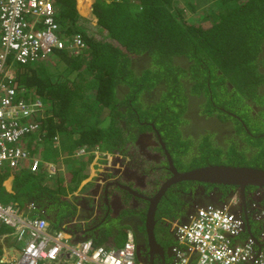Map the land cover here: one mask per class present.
I'll use <instances>...</instances> for the list:
<instances>
[{"label": "trees", "instance_id": "trees-1", "mask_svg": "<svg viewBox=\"0 0 264 264\" xmlns=\"http://www.w3.org/2000/svg\"><path fill=\"white\" fill-rule=\"evenodd\" d=\"M182 1H187L191 13H185L178 0H94L93 23L84 18L83 4L75 9L74 0H52L58 36L67 43L78 33L85 48L73 56L65 46L28 67L13 66L16 82L43 101L37 118L41 142L37 134L27 140L32 155L42 145L45 158H55L56 151H50L48 145L54 136L64 153L72 154L80 146L118 151L126 141L135 139L134 128L142 131L154 119L179 167L211 163L264 169V88L260 86L264 74L259 71L264 67V0ZM186 89L204 93L199 104L203 111L221 107L237 115L233 118L218 111L220 119L233 120L243 145L231 140L225 146L213 145L210 138L214 134L208 131L197 140L184 136L179 127L185 124L181 116L187 107ZM246 90V97L237 96V91ZM165 101L183 103L174 115L177 123L173 127L160 125L171 114ZM203 145L208 149L201 152L198 147ZM123 152L127 154L126 149ZM181 155L186 157L183 162L178 159ZM91 159H72L75 172L66 187L60 178L53 186L42 185V176L31 173L25 161L13 170V194L2 185L10 172L0 168V203L33 201L39 210L53 204L58 212L50 215L45 210L43 216L59 230L76 213L68 194L85 178L82 169ZM100 181L98 175H92L85 186H97ZM178 194L162 199V213L173 209L171 203L180 199ZM259 203L264 206V198ZM253 223L249 220L250 232L257 238L259 231ZM114 228L121 234L129 229L112 220L93 242L102 244ZM11 232L10 227L0 225V236ZM167 241L177 245L176 240Z\"/></svg>", "mask_w": 264, "mask_h": 264}, {"label": "built area", "instance_id": "built-area-1", "mask_svg": "<svg viewBox=\"0 0 264 264\" xmlns=\"http://www.w3.org/2000/svg\"><path fill=\"white\" fill-rule=\"evenodd\" d=\"M54 15L52 0H0V168L7 166L12 170L27 161L31 172L46 169L48 175L55 176L60 171L29 151L27 140L34 134L40 136L38 141L42 138L37 121L41 103L30 104L19 99L25 90L11 87L13 75L4 70L9 56L21 62H33L52 45L66 46L74 55L84 48L80 35H74L67 43L54 36L57 29ZM51 146L60 147L58 136L52 138ZM88 154V148L80 146L74 149L72 158ZM91 154L95 160L104 161L99 165L100 170L108 167L107 153L95 150ZM230 203L236 204L237 197L233 196ZM27 208L25 211L17 204H0V223L12 229L16 241H24L20 258L9 263L138 264L131 232H127L120 247L96 245L91 238L74 243L63 231L66 226L52 232L48 222L40 218L35 203L30 202ZM193 211L190 220L176 229L177 245L172 247V262L167 264H264V209H256V213L249 211L253 219L261 222L257 238L246 234L240 210L230 212L228 208L195 203Z\"/></svg>", "mask_w": 264, "mask_h": 264}, {"label": "flooded vegetation", "instance_id": "flooded-vegetation-1", "mask_svg": "<svg viewBox=\"0 0 264 264\" xmlns=\"http://www.w3.org/2000/svg\"><path fill=\"white\" fill-rule=\"evenodd\" d=\"M259 71L264 74V67L261 66ZM260 86L264 88V82ZM231 87L232 86H230V89ZM185 94L187 97V107L181 116L185 124L179 127L184 136H192L197 140L201 136L207 134L208 131L214 134V136L210 138L213 145L225 146L229 140L238 143L240 146L243 145L242 136L237 133L233 120L231 118L225 120L220 119L219 112L230 115L233 118H238L237 115L231 112L230 114L221 107H216L214 111L205 112L199 105L202 98H204L203 92L196 94L186 89ZM250 103L252 106H255L252 102ZM254 110H256V107H254ZM146 124H148V128L142 131H139L138 128H134L132 132L136 135L135 139L126 141L122 148L123 151L126 149L128 154L130 150L127 145L132 141L137 148V154L134 156L129 154L131 158L126 162H122L121 168L114 170L105 169V172L100 174L101 181L98 185L90 186L86 191L87 195L78 200L75 199L74 203L77 208H81L82 213L88 214L87 207L93 205L91 196L95 195L97 191H100V194L102 193L97 203L98 207L103 205L107 200V195L111 196V202L114 206L116 204L118 205V198L123 200L124 204H120H122L126 213L121 215V218L117 219L116 223H124L129 227L128 231L132 233L136 249L138 248L139 250L138 254L136 252V260L141 264H163L162 256L163 258L165 255L168 256L173 247V245L168 244L169 241L167 240L176 239V229L179 225L183 224V219L190 220L193 215V205L195 203L201 205L210 204L219 208L231 199L229 195L236 192L237 188L198 182L189 184H180L181 182H177L171 184L166 188L165 195L162 196L157 206L156 213L159 215L155 213L156 223L154 225V242L156 245L152 244V242L148 240L144 227V211L148 206L145 197L151 196L153 192H156L161 185L172 177L167 171L169 160H171L173 166H175L178 171L185 170V167H179L177 165L171 153L172 146H168L167 141L159 133L161 130L158 129L155 120L151 119ZM122 125L124 128V124ZM222 149L225 151L224 148ZM178 159L180 162H183L186 160V157L181 155ZM145 163H149L148 168H146ZM208 164L211 163H207V165ZM189 168L192 167L188 166L187 169ZM149 175H156V179L154 177L148 178ZM128 189L132 190L134 193ZM262 191L263 190L252 187L244 191L246 209H248V205L254 198H256L258 202V206H261L259 202L263 195ZM177 192H179L178 197L180 199L171 203L173 209L162 213L164 209V206H161L162 199L172 196ZM172 197L177 198L176 195ZM237 208V206L233 207V209ZM189 213H191V215L187 218ZM99 221L100 220H97L89 224L90 226H88V229H92L91 233L100 225ZM254 223H256V226L261 224L256 218H254ZM117 229L118 228H114V231ZM118 230V233L121 234V230ZM91 233L88 234L90 235ZM163 240L167 243L166 246L163 244Z\"/></svg>", "mask_w": 264, "mask_h": 264}, {"label": "crops", "instance_id": "crops-1", "mask_svg": "<svg viewBox=\"0 0 264 264\" xmlns=\"http://www.w3.org/2000/svg\"><path fill=\"white\" fill-rule=\"evenodd\" d=\"M48 145L50 146L49 147L50 151H54V150L56 151L57 155L55 158H53L50 155L48 156V158H45V156H44L45 149L42 147V145L37 149V151L32 156L36 157V158H41V159L47 161L48 163L54 164L57 167V169H60L59 173H57L55 176H53V175L50 176L46 173L47 172L46 169H42V171L31 172L30 163L28 162V164H29L28 168H29L30 172L34 173L36 175L38 174V175L42 176V180L40 181L42 185L53 186L54 183H56V181L60 178L62 180L63 187L69 186L70 180L73 177L74 172H75V167H73L71 164L72 154L70 153V151L68 153L62 152L61 147L53 148L50 144H48ZM98 149L103 152V149H101V148H98ZM118 151H120V154H122L123 157H126L125 156L126 154H124L122 149H119ZM89 156H93V155L91 153H89L88 155L84 156L83 158H87ZM115 158L117 160H115ZM120 160H121V156H119V157L109 156L108 162L112 161L113 165L109 164V166L105 169H108L109 167H111L112 170L117 169V168H121L122 163ZM128 160H129V158L126 157L122 161L126 162ZM98 161H100V163L104 162L100 159ZM98 161H97V159L95 160V158L93 156V161L89 162L85 169H82V170H84L82 173H85L86 176L82 181H80V183H79V185L75 191L79 192V190H80L83 193V195L86 196L87 195L86 191L89 188H88V186H85V185L92 180V175H98L100 177V174L105 172L104 171L105 169L104 170L99 169L100 163ZM5 169L7 171H9L10 173H9V176L3 181L2 185L4 186L5 190L8 193L13 194L14 193L13 186H12L13 174H14L13 170H15L17 168L10 170V168L6 166ZM75 191L73 192V195L78 194ZM82 193L76 197H78L79 199L82 198ZM71 194H68V195L70 196ZM101 195H102V193L100 194V191H97L95 195L91 196L92 201H93V205L92 206L89 205L87 207L88 214L82 213L81 208L76 207L77 208L76 213L72 218V223H70L71 225L68 227L69 230L71 231V233H73L74 238L76 235L80 236V232L82 230L87 229L88 226H90L89 224L91 222L93 223V222H96L97 220H100L99 221L100 225L94 229L95 231L93 233H91L92 232V230H91V232H90L91 234L88 237H90L91 239L98 238V237L100 238V236L103 235V232L106 228V224L108 226L110 224V221H112V220L117 221V219L121 218L120 217L121 215H124V213H126V210L123 209V207H122V204H124V201L121 200L120 198H118L119 203H118V205L116 204L114 206V204L111 202L112 198L110 195H107V203L104 202L103 205L98 207L97 203H98L99 197ZM30 202H33V201H28L23 205H20L16 202H11V203L2 204V205H12V204L16 205L17 204L19 206V208L27 211L28 210L27 206ZM120 203H122V204H120ZM45 210L49 211L50 215H54L56 212H58L59 207H55L53 204H51V205L47 204L45 207ZM56 217H57V220H60V218H61L58 215ZM46 220H47V218H46ZM60 224L61 223H59V226H60ZM0 225L2 226L1 223H0ZM63 226H65V225L63 224L61 227H63ZM111 227H114V226H112V224H111ZM255 228L259 231V229L262 228V226L259 225V226H256ZM50 229L52 232L57 231L51 225H50ZM118 232H119L118 229L115 231L113 229L109 235H106V238L103 240L102 244H99V245L104 246V247H108V248L120 247L124 242L125 233L119 234ZM250 234L252 235V232H250ZM258 234H259V232H257V235ZM15 237L16 236L12 235V233H8V234L0 237V251H2L1 262H4V260L8 259L9 257H11L13 255V250H14V247L16 246L15 245V241H16ZM175 240L173 238V241H175ZM172 259H173V257L171 255V253L168 256L167 255L164 256V260L166 263L172 262Z\"/></svg>", "mask_w": 264, "mask_h": 264}, {"label": "water", "instance_id": "water-1", "mask_svg": "<svg viewBox=\"0 0 264 264\" xmlns=\"http://www.w3.org/2000/svg\"><path fill=\"white\" fill-rule=\"evenodd\" d=\"M167 171L172 176L169 180H167L163 185H161L156 192L149 197H145L146 202L148 203L147 209L144 211V227L148 237V240L152 242V244L156 245L154 242L155 234H154V225L156 223L155 213L157 210V206L162 196L165 195L166 188L169 187L173 183L177 182H198L210 185H222V186H233L237 191L231 193L230 198L233 196L237 197V203L231 204L230 200L222 205L219 208H228L230 212L235 210H240L244 215V221L246 224V233L250 234V226L249 220H253L252 215L249 213L250 210L254 211L257 209H264V206H258V202L256 198H254L251 203L248 205V209L245 206V194L247 188L252 187L262 191V198H264V169L259 167H251V166H240V165H224V164H208L205 166L195 167L185 169L183 171H178L175 166H173L171 160L167 165ZM124 188V187H123ZM130 190V189H128ZM132 191V190H130ZM132 193H134L132 191ZM107 203V202H105ZM234 206H237V209H233ZM217 208V207H215ZM248 210V211H247ZM42 212H45V208L42 209ZM194 212V211H193ZM256 213V212H255ZM249 214V216H248ZM191 215L188 214L187 218ZM162 220V219H161ZM188 220L183 219L182 223H186ZM65 232L72 235L67 229L63 228ZM92 229H84L80 232V236H75L74 243L80 242L83 239L88 238V233L91 232ZM251 235V234H250ZM254 239V238H253ZM258 243V242H255ZM163 244L166 246V242L163 240ZM258 245V244H257ZM259 246V245H258ZM138 254L139 250L136 249ZM163 264L165 260L162 256ZM147 264V263H144Z\"/></svg>", "mask_w": 264, "mask_h": 264}, {"label": "clouds", "instance_id": "clouds-1", "mask_svg": "<svg viewBox=\"0 0 264 264\" xmlns=\"http://www.w3.org/2000/svg\"><path fill=\"white\" fill-rule=\"evenodd\" d=\"M93 2H94V0H92L91 1V3H90V6H89V4L86 6V14L85 13H83L84 14V17L85 18H88L89 20H92V22L94 23V21H95V19L91 16V10H92V8H91V6H92V4H93ZM86 15V16H85ZM90 17V18H89ZM1 29H2V19L0 18V31H1ZM57 32V29L55 30V32H54V36L56 37V38H61L60 36H58V34L56 33ZM74 35H79L78 33H74L72 36H70L69 38H70V40L72 39V37L74 36ZM81 37V36H80ZM62 39V38H61ZM67 39V38H66ZM81 39H82V37H81ZM63 40V39H62ZM82 41H83V43H84V40L82 39ZM45 44V43H44ZM84 48H85V43H84ZM84 48L78 53V54H76V55H79L80 53H82V51L84 50ZM60 50H63V48H57L56 46H54V45H52L51 47H50V49H49V51H45V53L44 54H41L39 57H37V59H44V58H49L50 56H53V54H54V52H56V51H60ZM69 53H70V51H69ZM70 55H73V56H76V55H74V54H71L70 53ZM36 59V60H37ZM35 60V61H36ZM35 61H33V62H21V61H19V60H15V59H13V57L12 56H9L8 57V59H7V61H6V63H5V68H4V70L6 71V72H8V73H11L12 75H13V79L11 80V84H10V86L11 87H15L16 89H18V90H20V89H24L25 91L21 94V97L19 98V99H22V100H25V102L26 103H33V102H35V101H39L40 103H41V111L39 112V115H40V113L42 112V110H43V108H44V106H43V101H42V99L41 98H37V97H34V96H32L31 95V92H29L25 87H23V86H21V85H19L17 82H16V76H15V69H13V66L14 65H16V64H21V66H23V67H28V66H30L31 64H33ZM39 117V116H38ZM99 147L97 146L96 148H94V149H92V151H91V149L89 150V153H92L93 151H95V150H97V151H99V152H102L101 150H99L98 149ZM103 152H105V153H107L109 156H111V157H119V156H121V163L123 162L122 161V158H123V156H122V154H120V151H107V150H103ZM119 152V153H118ZM83 158V157H82ZM73 159V158H72ZM78 159H80V158H78ZM115 160H117L116 158H115ZM93 161V156H92V159H91V161L90 162H92ZM113 162L112 161H110V162H108V166H109V164L110 165H113L112 164ZM107 168V167H106ZM108 169H111L112 170V168L111 167H109ZM85 195H83V193H82V197H84ZM70 200H71V198H72V202H74V200H73V198H75V199H79L78 197H76L75 195H73V193H72V196H71V198L70 197H68ZM105 202H107V200L105 201ZM39 210V209H38ZM39 213H40V218H42V219H44V220H46V218L43 216V213L44 212H42V210H39ZM47 222H48V220H46ZM70 223H72V220H70L69 222H67V223H65L64 225L66 226L65 227V229H67L69 232H71L70 230H69V226L71 225ZM48 224H49V222H48ZM49 227H50V224H49ZM62 228V227H61ZM61 228L59 229V230H61ZM11 231H12V229H11ZM58 231V230H57ZM64 231V230H63ZM127 232H130V231H127ZM12 233V232H11ZM67 233V232H66ZM127 234V233H126ZM126 234H125V236H126ZM4 235H6V234H4ZM4 235H1L0 237H2V236H4ZM68 235H70V234H68ZM73 233H72V235H70V237L72 238L71 239V241L72 240H74L73 239ZM88 238H90V237H88ZM87 239V238H86ZM86 239H83V240H86ZM17 242H19V241H15V247H14V250H13V255L11 256V257H9L8 259H6V260H4V262H2V263H8V264H11V263H9V260L11 261L12 259H18V258H20V256H21V252H22V249H19L18 247H17ZM135 246H136V244H135ZM17 247V248H16ZM2 252V251H1ZM171 255H172V249H171ZM1 257H2V255H1ZM173 257V256H172ZM135 258H136V253H135ZM137 261V260H136ZM0 262H1V258H0ZM137 263L138 264H141V263H139L138 261H137ZM167 263H169V262H167ZM166 262L164 263V264H167Z\"/></svg>", "mask_w": 264, "mask_h": 264}, {"label": "rangeland", "instance_id": "rangeland-1", "mask_svg": "<svg viewBox=\"0 0 264 264\" xmlns=\"http://www.w3.org/2000/svg\"><path fill=\"white\" fill-rule=\"evenodd\" d=\"M91 1L92 0H74V7H75V9H79L78 8V6L80 7L81 6V4H83L84 5V11H85V14H86V6L89 4V6H90V3H91ZM185 2H187V1H185ZM185 2L184 1H182V0H178V3H179V6L181 7V9L185 12V13H191L192 11H189L188 10V8L185 6ZM86 16V15H85ZM85 18V17H84ZM90 18V17H89ZM49 60V59H48ZM183 64H185V66L187 65V62H183ZM182 64V65H183ZM191 85V84H190ZM190 85H189V87H190ZM246 95H247V90H246V92L245 93H241V92H239V91H237V96H240V97H242V98H244V97H246ZM238 104L239 103H237L236 104V108L238 109V108H240L239 106H238ZM182 106H183V103H180V102H177L176 101V103H172V104H170V103H168L167 101H165V105H164V107H168L169 109V112L171 113L170 115H167L166 117H164L165 118V120H160V125H161V127H162V123L161 122H163L164 123V125H172V127L177 123V120H175V118H174V115L176 114V113H179L180 111H181V109H182ZM168 127V126H167ZM242 142H243V140H242ZM127 147L129 148V150H130V152L128 153V154H126L125 156L126 157H128L129 159L131 158L130 156H129V154H131V156H134V155H136L137 154V148H136V146L134 145V143L131 141V142H129V145H127ZM198 149L201 151V152H203V151H205V150H207L208 149V146H206V145H203L202 147H198ZM90 150V149H89ZM127 151V150H126ZM225 152V151H224ZM222 153V152H221ZM126 157H123L122 158V160H124ZM225 157H226V154H225ZM99 163H100V161H98ZM202 164H203V162H202ZM198 165H200V163L198 164ZM145 166H146V168H148L149 167V163H145ZM240 166H243V165H240ZM245 166H248V165H245ZM150 177H154L155 179H156V175H149L148 176V178H150ZM71 196H72V194L70 195V196H68V197H70L71 198ZM71 200H72V198H71ZM252 227L253 228H255L256 227V223H253V225H252ZM17 247L19 248V249H22L23 247H24V241H19V242H17Z\"/></svg>", "mask_w": 264, "mask_h": 264}, {"label": "bare ground", "instance_id": "bare-ground-1", "mask_svg": "<svg viewBox=\"0 0 264 264\" xmlns=\"http://www.w3.org/2000/svg\"><path fill=\"white\" fill-rule=\"evenodd\" d=\"M85 183H86V182H85ZM84 185H85V184H84ZM75 192H77V191H75ZM80 192H81V191L79 190V192H77L78 194H75V196H78V195L80 194Z\"/></svg>", "mask_w": 264, "mask_h": 264}]
</instances>
